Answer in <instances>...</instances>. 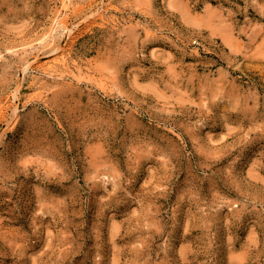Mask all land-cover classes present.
Wrapping results in <instances>:
<instances>
[{
  "label": "rangeland",
  "instance_id": "rangeland-1",
  "mask_svg": "<svg viewBox=\"0 0 264 264\" xmlns=\"http://www.w3.org/2000/svg\"><path fill=\"white\" fill-rule=\"evenodd\" d=\"M66 1L0 0V264H264V0Z\"/></svg>",
  "mask_w": 264,
  "mask_h": 264
},
{
  "label": "bare ground",
  "instance_id": "bare-ground-1",
  "mask_svg": "<svg viewBox=\"0 0 264 264\" xmlns=\"http://www.w3.org/2000/svg\"><path fill=\"white\" fill-rule=\"evenodd\" d=\"M67 3H68V0L66 1V2H64V7H65V9H67ZM61 21H63V20H61ZM58 23H60V20L58 21ZM54 63V62H53ZM53 63L52 64H48L49 66H47V67H53L54 65H53ZM55 64V63H54Z\"/></svg>",
  "mask_w": 264,
  "mask_h": 264
}]
</instances>
